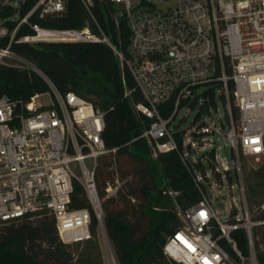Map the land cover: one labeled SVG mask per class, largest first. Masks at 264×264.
<instances>
[{
    "label": "built area",
    "instance_id": "1",
    "mask_svg": "<svg viewBox=\"0 0 264 264\" xmlns=\"http://www.w3.org/2000/svg\"><path fill=\"white\" fill-rule=\"evenodd\" d=\"M105 1L121 7L119 15L127 23V54H116L121 69L129 72L143 100L131 102V108L148 120L140 138L152 145L154 156L175 151L187 166L197 161L189 160L191 150L209 147L214 150L213 160L219 163L215 172L223 177L233 169L240 171V156L264 157V0ZM0 2L16 9L19 6V2L10 0ZM35 10L42 17L62 12L64 4L61 0H37L27 15ZM27 15L19 18L16 12L0 20V40L7 41L0 46V66L40 75L48 85L46 94L51 103L36 106L34 100L40 95H34L28 103L0 97V223L45 209L54 219L59 240L70 245L91 239L92 212L109 249L108 263L117 264L104 231L102 201L114 197L120 183L115 180L107 184L101 196L94 176L97 158L109 152L101 138L103 115L76 94L59 92L32 63L11 49L12 41H52L36 40L41 30L36 25L31 26L34 36L15 39ZM11 21L17 24L9 30L7 23ZM52 32L58 36L56 42L109 44L106 38L90 35L87 29ZM200 88L203 91L197 93ZM129 94L126 91L124 97ZM216 96L223 104V141L230 149V166L212 148V137L217 133L213 123L208 125L201 119L206 115L211 118L212 108L217 110ZM199 101L197 125L185 142L184 134L180 136L179 146L175 134L180 131L174 124L179 109ZM168 103L171 112L164 118L161 111ZM232 105L238 113L237 121L232 116ZM199 179L196 175L197 182ZM73 181L81 185L90 210L70 207ZM198 189L201 199L179 212L182 226L167 237L163 254L178 264H258L252 229L264 228V219L250 218L244 197L240 218L231 219L229 211L227 218L220 219L206 194ZM239 191L243 196L242 187ZM238 229L246 234V255L231 238V232ZM222 239L234 258L220 245Z\"/></svg>",
    "mask_w": 264,
    "mask_h": 264
},
{
    "label": "trees",
    "instance_id": "2",
    "mask_svg": "<svg viewBox=\"0 0 264 264\" xmlns=\"http://www.w3.org/2000/svg\"><path fill=\"white\" fill-rule=\"evenodd\" d=\"M60 13L39 16L38 10L28 12L37 0H23L18 8L2 6L0 20L19 13L27 15L15 39L34 36L33 25L49 31L88 30L90 35L105 42H37L15 43L11 49L32 63L61 93L72 92L90 102L103 115L101 138L109 151L97 158L94 169L98 191L103 196L107 184L118 181L120 187L114 197L102 201L103 226L117 264H178L162 252L168 236L181 228L179 212L201 199L197 173L205 177L200 158L187 166L177 152L153 155L152 145L140 138L148 120L135 113L132 103L142 102L134 81L126 69H121L117 52L127 54L129 30L121 7L105 0H61ZM12 30L17 22H8ZM0 40V46L6 45ZM49 88L40 75L29 70L0 66V97L28 103L34 95L48 93ZM130 94L124 97L125 92ZM213 104L212 92L208 94ZM232 100V97H230ZM234 121L238 113L232 105ZM170 103L161 111L166 118ZM197 114L195 120L198 119ZM180 146V136L175 134ZM111 150H115L112 152ZM207 167L213 171L214 150L208 152ZM228 174V172H227ZM245 183L248 201L260 206L264 202V163L250 168ZM231 182V179L228 178ZM169 192L176 193L170 195ZM256 198V199H255ZM70 207L89 209L85 193L77 181L72 182ZM235 215V211L231 212ZM264 219V210L253 220ZM91 239L66 245L56 232L54 219L45 209L21 218L0 223V264H103L98 237V223L91 212ZM237 248L247 254V240L243 229L231 232ZM252 239L258 264H264V228L254 227ZM235 255L222 239L219 241Z\"/></svg>",
    "mask_w": 264,
    "mask_h": 264
},
{
    "label": "rangeland",
    "instance_id": "3",
    "mask_svg": "<svg viewBox=\"0 0 264 264\" xmlns=\"http://www.w3.org/2000/svg\"><path fill=\"white\" fill-rule=\"evenodd\" d=\"M12 3L14 2H21L23 0H10ZM203 91V88H200L197 90V93H200ZM201 99V98H200ZM34 102L37 105L41 106H48L51 103L50 97L48 94L40 95ZM216 107L217 110L212 108L211 112V118L206 116H203L201 119H205V122L208 125H211L213 123V127L215 128L216 132L214 136L212 137L213 141V147L216 148V153L219 155L220 158H225L227 160L228 165H231V154L229 147L224 143L223 141V132L226 130L225 123V117H224V109L223 104L221 103V99L216 96L215 97ZM200 103L199 101L197 104H194L193 106H183L179 109V112L176 116V119L174 121L175 129L177 131H180L179 136L184 134L183 140L186 141L187 136L189 135V132L197 125V122L195 120L199 109H200ZM210 150H213L209 147H205V149H194L191 150L189 160H194L200 158V161L204 165L205 168V177L202 178L200 174L197 173V176L200 177L199 183L203 185L206 197L210 201L214 211L219 215V218L222 219V216L228 217L229 211H235L237 212V216H232L231 219L237 220L242 216V209H243V200L242 197H244V200L247 205V209L249 211L250 218L253 219L254 217L258 216L262 210H264V202L260 206L257 205H251L248 201L249 193L248 189L245 183L246 174L249 172L250 168H256L259 167L264 163V157L255 159L253 157H246V156H240V171L233 174V170L229 171L228 174H226L224 177L220 173L215 172V168L219 166V163L212 161V167L213 171L217 174L215 175L212 170H210L207 167L208 162V152ZM183 152H187V149H184ZM204 161H202V160ZM228 178L231 179V182L228 181ZM236 180V181H235ZM114 182V181H113ZM238 182V183H237ZM232 186V188H231ZM239 187L243 188V196H241V193L239 191ZM256 199V198H255ZM99 247L100 251L102 253V260L103 264H109L108 263V252L109 249L107 245L104 244V241L102 240L101 233L98 237ZM261 250H264V245L262 244Z\"/></svg>",
    "mask_w": 264,
    "mask_h": 264
},
{
    "label": "bare ground",
    "instance_id": "4",
    "mask_svg": "<svg viewBox=\"0 0 264 264\" xmlns=\"http://www.w3.org/2000/svg\"><path fill=\"white\" fill-rule=\"evenodd\" d=\"M58 38L56 32H52V31H49V30H38V33L35 37L36 40H39V41H45V40H49V41H54Z\"/></svg>",
    "mask_w": 264,
    "mask_h": 264
},
{
    "label": "water",
    "instance_id": "5",
    "mask_svg": "<svg viewBox=\"0 0 264 264\" xmlns=\"http://www.w3.org/2000/svg\"><path fill=\"white\" fill-rule=\"evenodd\" d=\"M95 112H96V113H98V112H99V110H98V109H95Z\"/></svg>",
    "mask_w": 264,
    "mask_h": 264
}]
</instances>
